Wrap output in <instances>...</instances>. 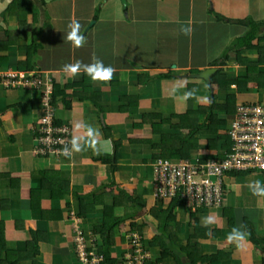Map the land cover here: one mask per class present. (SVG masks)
<instances>
[{
    "label": "crops",
    "instance_id": "crops-1",
    "mask_svg": "<svg viewBox=\"0 0 264 264\" xmlns=\"http://www.w3.org/2000/svg\"><path fill=\"white\" fill-rule=\"evenodd\" d=\"M13 1L16 0H0V44L9 42L0 52V75L33 73L60 90L74 84L65 91L68 108L61 99L54 106L51 104L55 119L68 126L71 139L86 132V128L76 129L77 123L91 125L101 135L95 150L88 148L71 156H37L35 138L43 113L44 88L12 89L0 79V222L5 240L0 259H5L6 251H24L36 235L39 255L18 264H74V229L97 246L98 236L91 230L100 224L103 207L111 206L112 196L121 192L144 208L133 219L117 225L114 244L109 249L112 258L126 252L125 237L135 230L153 261L162 248L148 246L149 241L154 235L163 240L174 235L181 246L188 241L197 243L201 257L217 256L213 262L198 264H264L263 246L250 240L253 231L264 242V198L253 196L248 187L257 180L264 183V171L227 175L230 187L220 209L190 213L178 205L173 210L178 228L176 231L174 222H168L169 234L164 232L161 220L149 213L150 209L161 211L167 207L166 202H155L152 197L150 164L159 155L152 146H158L163 135L187 133L178 126L185 112H189L190 120L202 123L204 115H199L198 109L210 101L222 105L230 95L235 97L232 114L213 111L224 122L239 105L264 106V90L254 83H249L246 90L236 85L219 90L214 84L190 78L208 68L216 69L214 73L227 80L246 75V68L238 65L234 52L227 49L231 41L248 31L234 21L264 20V0H125V7L121 0H19L26 8L7 13ZM73 19L80 23L81 34L86 37L85 46L79 49L64 41ZM189 19L194 29L191 37L178 31L180 23ZM258 38L253 45L264 48V40L260 41L264 39V29ZM33 43L35 68L27 72L19 64L26 58L23 49ZM223 53L227 54L224 60ZM240 55L249 62L258 60L256 48L241 50ZM93 57L116 70L110 82L94 83L84 74L71 78L62 71L65 64H89ZM261 73L264 62L258 64L257 75ZM162 75L169 77L161 78ZM178 82L184 87L174 93ZM188 85L198 89L197 95L206 96L208 102L179 99L188 91ZM222 128L218 130L220 135L225 134ZM195 137L197 146L188 153L192 160L202 161L228 147L218 142L216 148H207V141L214 140V136L205 128ZM114 143L118 146L111 174L110 167L99 160L112 157ZM41 173L48 176L42 178ZM142 194L151 198L149 206L144 204ZM126 204L115 207L113 216L121 217L134 208L132 203ZM82 206L91 207L92 212L82 215ZM209 215L214 222L205 227L202 221ZM231 217L233 226L243 225L249 233L241 248L226 240L233 227L229 226ZM195 224L208 231L190 239ZM170 252L180 264H190L176 248ZM159 264L176 263L168 257Z\"/></svg>",
    "mask_w": 264,
    "mask_h": 264
},
{
    "label": "built area",
    "instance_id": "built-area-1",
    "mask_svg": "<svg viewBox=\"0 0 264 264\" xmlns=\"http://www.w3.org/2000/svg\"><path fill=\"white\" fill-rule=\"evenodd\" d=\"M5 87L12 89H44L43 113L35 138V154L49 157L63 153L70 146L72 134L68 126L54 124L51 107V85L40 75L5 73L0 75ZM228 147L205 160H155L150 164L151 191L156 202L175 200L188 212L220 209L226 194L224 178L230 172L264 171V106L259 103L239 105L228 119ZM128 249L115 264H155L150 259L137 231L126 235ZM74 257L78 264H102L92 240L74 229Z\"/></svg>",
    "mask_w": 264,
    "mask_h": 264
},
{
    "label": "trees",
    "instance_id": "trees-1",
    "mask_svg": "<svg viewBox=\"0 0 264 264\" xmlns=\"http://www.w3.org/2000/svg\"><path fill=\"white\" fill-rule=\"evenodd\" d=\"M25 3L23 1H13L10 3L9 7L6 9L7 13H9L12 9L22 10L25 7ZM26 8V7H25ZM222 20H224L222 18ZM226 21V20H225ZM230 22V21H227ZM234 23L239 24L248 28L247 33H245L242 37L236 38L231 41L227 50H232L235 55V59L238 65L244 66L246 68V75L234 80H227L225 76L220 75L218 72L214 73L210 77V84H214L219 90L224 89L229 85H236L240 90L247 89L249 83H254L258 86L259 89L264 90V73L257 75L258 64L264 62V48H259L257 45H253V41L256 40L259 36V33L262 29H264V20L262 21H253L251 19L238 20L234 21ZM6 36V34H4ZM8 35V34H7ZM259 40V38H258ZM264 39H261L262 41ZM7 43L0 44V52L5 51L7 47ZM36 45L33 43L29 47L23 49L25 53V61L20 63V68L24 69L27 72H32L35 68V50ZM258 50V60L255 62H249L245 57L240 55L241 50ZM227 54L223 53L222 59H226ZM4 60V59H3ZM2 59H0V62ZM219 66V64L217 65ZM168 75H162L161 78H168ZM74 85V84H73ZM71 86H65L63 90L56 85H53V93L51 98V104L54 106L57 104L58 100L61 99L62 104L65 108L69 107L67 101L64 100L65 91L71 89ZM193 87V86H192ZM188 90H191V86L188 85ZM97 106V104H95ZM98 107V106H97ZM235 109V97L233 95L227 96L226 100L222 105H215L213 101H210L206 107H201L198 109L199 115H204V120L202 123H197L194 120H190L187 115H183L181 120L179 121V129L187 130V133L184 135H163L160 138V144L156 147L152 146V149H156L159 152L157 155V160H167V161H183L187 160L188 153L190 150H194L197 146L196 135L198 134L201 128H205L206 132L210 136H214V140L207 141V148H216V144L219 142L222 146L227 147L228 145V137L225 134H218V130L220 127H223V130H226V122L217 118L213 111L216 110H224L226 114H232ZM54 124L60 126L61 123L57 122L54 117ZM105 135L108 134V131L104 129ZM117 143H114L113 155L110 159L99 160L100 162L107 164L110 167L111 174L114 173V164H115V151L117 148ZM228 175L237 176L240 173L230 172ZM40 176L43 178L48 176L47 173H41ZM64 190V189H63ZM69 191V190H68ZM64 193H61V195ZM123 202V205L126 206L128 202L132 203L134 208L130 209L128 213H125L121 217L113 216V209L117 207L120 203ZM164 203V202H159ZM178 202L174 199L167 202V207L164 210L157 211L156 208L150 209L149 213L154 218H158L161 220V225L163 227L164 232L171 231L167 227L168 222H174L175 230L177 231L178 224L174 221L173 210L178 206ZM160 206V205H159ZM156 206V207H159ZM144 208L143 204L139 201L133 200L131 197H126L123 193L118 192L116 195L112 196V204L108 207H103L102 209V217L101 222L97 226H94L91 230L92 234L98 236L99 244L96 247V251L98 254H101L103 258L102 264H115V257L112 258L109 254L110 247L114 244V237L116 234V227L119 223H122L125 220H131L134 216L137 215L138 211ZM82 215L89 214L92 212V208L89 206L81 207ZM229 219V226H233V219ZM130 226L134 227V224ZM140 229V226H138ZM3 223L0 222V251H3L5 248V240L3 234ZM207 229L200 228L197 224L194 225V233L190 239L199 238L200 234L203 232L207 233ZM34 235V234H33ZM165 240L162 237L154 235V237L149 241L148 246L155 247L161 246L162 250L160 251L158 257L154 260L155 264H159L163 259L168 257H172L175 260L176 264H180L179 258L172 255L170 252L171 248H176L179 253L185 255L190 264H198L202 263H210L217 259V256H200L197 243L190 244V241L186 243V245L181 246L178 239L175 238L174 235H168ZM250 240L252 243L263 246L264 242L257 239L254 235V232H250ZM7 255L4 260L0 259V264H18L20 261L34 259L39 255V247H38V238L36 235L32 238L31 241L27 243L26 249L22 252H10L6 251Z\"/></svg>",
    "mask_w": 264,
    "mask_h": 264
},
{
    "label": "clouds",
    "instance_id": "clouds-1",
    "mask_svg": "<svg viewBox=\"0 0 264 264\" xmlns=\"http://www.w3.org/2000/svg\"><path fill=\"white\" fill-rule=\"evenodd\" d=\"M192 23L193 22L191 19H189L186 22H181L179 25V28H178L179 33L184 35V36L191 37V35L193 34V31H194V29L192 27ZM67 27H68L69 31H67V33L64 37V41L70 43L71 46L75 49H79V48L84 47L86 44V37L81 34L80 23L78 21H76L75 19H73L68 24ZM62 71L64 73H66L68 76H70L71 78H75L81 74H84V75L90 77L94 83H96V82L108 83L113 78V75H114L116 70L111 65L105 66L103 61L100 60L99 58L93 57L92 62L89 64H85L82 61H76L74 63L65 64L62 68ZM25 74H33V73H25ZM33 75H37V74H33ZM48 83H44V84H48ZM50 85H51V83H50ZM183 87H184V84L178 82V88L173 89V92L175 93L176 91H178L179 88H183ZM44 89H45V87H44ZM198 91L199 90L196 88L185 91L179 97V99L186 101L190 98H194L197 100H203V102L207 103L208 98L206 96L205 97L198 96L197 95ZM52 93H53V87H51V98H52ZM50 104H51V102H50ZM227 121H228V119L225 120L226 127H227ZM61 124H63V123H61ZM75 128L78 130L81 128H86V132L83 136L82 135H74L73 136V138L70 142V146H65L63 149L64 155L71 156L72 153H78L81 151H86L88 148H92L95 150L96 143H97V137H99L101 135L99 129L94 128L91 125H82L81 123L75 124ZM225 133H226V130H225ZM209 158H211V157H209ZM205 159H207V158H204L203 160H205ZM203 160H202V162H203ZM153 161H155V160H153ZM239 173H247V172H239ZM226 177H228V176H226ZM248 187H249L253 196L264 198V183L257 180V181L250 183L248 185ZM150 188H151V184H150ZM213 222H214V219L211 215L206 216L202 221V223L205 227L211 225ZM248 235H249V233H247L245 230H243V225H241V226H235L234 225L231 228V230L229 231V233L227 234L226 240L228 243H235L238 248H241V247H243V244H244ZM72 242H73V240H72Z\"/></svg>",
    "mask_w": 264,
    "mask_h": 264
},
{
    "label": "water",
    "instance_id": "water-1",
    "mask_svg": "<svg viewBox=\"0 0 264 264\" xmlns=\"http://www.w3.org/2000/svg\"><path fill=\"white\" fill-rule=\"evenodd\" d=\"M121 3L123 5V7L126 6L125 0H121ZM215 71H216V69H214V68L203 69V70L199 71L198 73L190 75V78L202 80L206 83V85H209L210 84L209 78Z\"/></svg>",
    "mask_w": 264,
    "mask_h": 264
},
{
    "label": "rangeland",
    "instance_id": "rangeland-1",
    "mask_svg": "<svg viewBox=\"0 0 264 264\" xmlns=\"http://www.w3.org/2000/svg\"><path fill=\"white\" fill-rule=\"evenodd\" d=\"M6 69V68H5ZM216 105H218V103H216ZM187 114H189V112L187 113V112H185L183 115H187ZM188 116V115H187ZM207 158H209V157H207ZM244 177V176H243ZM243 181L245 182L246 181V179L245 178H243ZM224 185H225V187H226V190L230 187L229 186V180L225 177L224 178ZM230 191H231V189H229ZM237 191V190H236ZM236 191L235 192H233V194H235L236 193ZM142 196H143V202H144V204H146V206H149L150 205V203H151V198L150 197H148V196H146L145 194H142ZM167 203V202H166ZM187 212V211H186ZM179 215H180V217H183V216H185V213L183 214H181V213H178ZM170 228H172V226H170ZM145 244V243H144ZM74 264H78L76 261L74 262Z\"/></svg>",
    "mask_w": 264,
    "mask_h": 264
}]
</instances>
